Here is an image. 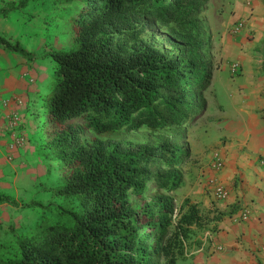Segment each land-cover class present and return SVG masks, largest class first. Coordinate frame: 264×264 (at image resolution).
<instances>
[{"label": "trees", "instance_id": "1", "mask_svg": "<svg viewBox=\"0 0 264 264\" xmlns=\"http://www.w3.org/2000/svg\"><path fill=\"white\" fill-rule=\"evenodd\" d=\"M210 1L60 0L72 47L47 55L55 78L45 89L43 131L61 170L62 184L52 194L65 204L44 210L29 232L0 242V264H176L177 243L183 247L203 222L199 209L190 205L174 226L170 196L156 194L154 207L139 212L131 197L141 198L151 179L167 192L178 189L181 177L173 170L188 158L187 149L124 154L110 140H86L80 127L101 137L174 127L199 115L198 96L212 82L201 19ZM156 29L166 32L174 54L143 39ZM0 46L35 60L1 33ZM165 166L169 179L150 172ZM9 201L0 194V203Z\"/></svg>", "mask_w": 264, "mask_h": 264}, {"label": "rangeland", "instance_id": "2", "mask_svg": "<svg viewBox=\"0 0 264 264\" xmlns=\"http://www.w3.org/2000/svg\"><path fill=\"white\" fill-rule=\"evenodd\" d=\"M228 1L230 0H211L201 17L208 44H215V41L223 44L226 41L244 40L259 41L264 44V41H261L264 39V30L252 31L245 36L241 33H233L238 21L242 19L248 21L251 17L241 15L235 19L239 10ZM250 7L252 2L249 1L245 4V8L250 9ZM67 15L68 11L61 8L60 0H0V33L18 40L21 46L35 58L33 62L28 61L0 46V76L14 75L17 90L14 95H10L11 100L18 107L23 108L22 113H16L19 114L17 123H20L16 135L20 134L24 139L27 131L34 135L33 143L29 135L27 137L28 143L32 146L29 149L32 150L34 162L19 164L13 173L4 174L5 177L0 178V194L10 200L0 203L1 243L13 240L15 234L32 230L42 220L44 210L48 207L65 204L64 200L53 197L52 194V190L62 184L61 170L56 155H52L47 150L43 123L46 113L45 89L55 78L54 64L47 55L51 51H68L72 47V40L65 33L64 25L60 22L61 18ZM166 38V32L161 29L146 32L143 36V39L152 42L163 53L172 55L174 51L168 45ZM206 58L211 63L212 82L208 89L198 96L199 107L195 110L203 107L202 112L200 110L199 115L190 117L184 124L157 130L142 126L101 137H97L94 133L85 134V130L80 127L86 140L91 136L103 141L110 140L120 144L124 154L140 155L146 149L160 150L163 147L177 145L187 149L188 158L173 170L181 177L178 189L167 192L158 186H153L156 179H151L146 193L141 198L133 195L131 197L134 210L139 212L144 205L154 207L156 194L170 196L175 206L174 226L188 211L190 205L199 209L203 222L199 227L190 229L191 234L183 247H179L177 243L176 264H189V261H193L195 255L192 252L200 245L198 234L209 230L217 231L215 227L210 228L212 223L228 215L221 207V203L225 202H217L213 197L212 182L220 177V181L224 183L223 173L216 174L213 166L217 156L223 158L221 146L224 145L229 132L223 121L231 116V113L220 111L219 101L224 100L219 99L216 93L220 90L222 78L216 71L214 57L207 53ZM2 60H6L7 64L10 63V66L4 67ZM24 73L30 76V83L26 84L23 79ZM14 116L16 115H12L10 122L15 118ZM218 117H222L223 121ZM32 168L35 170L30 172ZM194 170L200 175L199 181H196L197 186L190 177ZM150 172L154 176L169 179L172 170L165 166L160 169L152 168ZM198 188L201 193H197ZM48 215L52 216L50 213ZM162 263L165 264V260L162 259Z\"/></svg>", "mask_w": 264, "mask_h": 264}, {"label": "crops", "instance_id": "3", "mask_svg": "<svg viewBox=\"0 0 264 264\" xmlns=\"http://www.w3.org/2000/svg\"><path fill=\"white\" fill-rule=\"evenodd\" d=\"M249 1L252 2V10L245 8ZM228 3H233V7L239 10L235 19L241 15L251 17L246 21L242 35L264 30V0H230ZM210 45L207 47L208 55L214 57L216 71L222 78L220 90L216 93L219 99L224 100L219 101L220 111L231 113L224 121L218 117L229 131L221 153L225 162L222 179L231 191L226 202L221 203L228 215L212 223L210 228L215 227L217 231L198 234L200 245L192 252L195 259L188 263L264 264V167L260 163L264 158V44L244 40L223 44L215 41ZM2 62L4 67L10 66L6 60ZM236 63L240 64L241 72L235 76L231 68ZM13 77L0 76V178L13 173L19 164L34 162L29 149L32 146L27 138L29 135L33 143L34 135L30 131L25 132L23 147L15 152L8 150V144L14 139L20 124L11 125L9 120L13 114L19 117L16 113L23 110L11 100L10 95L17 90ZM23 79L26 84L30 83V76L26 73ZM194 171L190 177L197 186L200 175ZM197 193H201L199 188ZM242 206L249 209L250 218L235 221L233 216ZM233 208L236 211L231 216L229 212ZM218 244L223 246V251L216 249Z\"/></svg>", "mask_w": 264, "mask_h": 264}, {"label": "built area", "instance_id": "4", "mask_svg": "<svg viewBox=\"0 0 264 264\" xmlns=\"http://www.w3.org/2000/svg\"><path fill=\"white\" fill-rule=\"evenodd\" d=\"M245 27H246V20L242 19L237 22L236 26L234 27L233 33L239 34L245 29ZM231 72L235 76L238 75L241 72L240 64L238 63L234 64L233 67L231 68ZM17 120H18V117L15 116V118H12V121L10 122V124L11 125L17 124ZM24 142H25L24 138L20 134H17L15 138L8 144V150L10 152H15L19 150V148L23 147ZM260 163L264 167V158H261ZM213 167H214L215 173L218 175L219 174L221 175L225 168L224 159L217 156ZM229 187H230L229 185H226L220 181V177L214 180L212 182V191H213L212 194H213L214 199L220 203L226 202V200L230 196L231 190ZM233 218L235 219V221L248 220L250 218V211L246 206H242L239 210V213L234 215ZM206 236L208 238L209 233H207ZM216 249L218 251L224 250L223 246L220 244L216 245Z\"/></svg>", "mask_w": 264, "mask_h": 264}]
</instances>
